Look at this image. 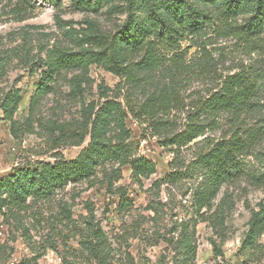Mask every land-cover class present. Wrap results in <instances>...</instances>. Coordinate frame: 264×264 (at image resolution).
Segmentation results:
<instances>
[{"label":"trees","instance_id":"1","mask_svg":"<svg viewBox=\"0 0 264 264\" xmlns=\"http://www.w3.org/2000/svg\"><path fill=\"white\" fill-rule=\"evenodd\" d=\"M47 1L58 7L62 0ZM77 4L82 8L108 4L109 9L124 12L126 18L118 30L107 32L94 19L64 21L57 16L56 22L72 46L56 43L51 48H44L41 51L44 53L37 57L26 41L21 53L17 51L16 55L32 68L41 69L31 100L32 108L63 71L79 70L72 81L80 91L89 79L91 64L118 76L121 80L119 90L123 93L120 91L112 99L103 93L107 99L98 108L94 101L84 105L83 118L87 124L83 139L89 134L90 140L75 158L38 160L19 165L0 178V212L6 220L11 216L24 236H29L30 232L22 225L21 214L24 211L34 203L52 199L58 190L70 183L90 180L97 167L107 161L119 164L109 175L110 187L119 179L121 166L126 164H130L132 176L139 184L143 178L157 172V164L153 160L135 154L132 132L126 119L132 115L143 123L150 122L157 132L168 127V121L161 115L181 104L180 82H185L194 72L192 67L203 72L209 65L187 62L185 52L181 50L183 41L189 40L192 45L206 51L202 40L214 31L212 28L217 22H220L222 32L233 34L245 42L248 52L259 51L261 46L254 44L264 38V0H78ZM28 6L27 0H23L19 8L14 9L20 19L29 15ZM76 24L85 27L77 28ZM10 62V56H0V85ZM161 69L167 70L165 82L153 84V72ZM149 85L151 89L148 90ZM216 88L192 103L194 111L190 113L184 129L167 131L163 136V146L173 150L176 158L170 170L154 181L153 186L159 189L166 183L182 188L184 180L192 182L188 191L193 216L175 223L166 234L156 233L164 240H171L174 250L182 254V261L175 264H187L195 256L197 245L194 237L198 221H209L214 226L224 223L232 200L225 194L217 204L214 203L224 184L247 178L264 186V67L255 63L242 66L238 71L221 77ZM1 92L0 89L1 109L5 118L14 123L22 99L20 90ZM139 95L143 98L137 102L135 97ZM223 118L228 126L225 135L218 139L204 137L198 140L209 126L219 125ZM82 140L77 143L81 144ZM190 144L203 146L194 152L191 161L178 164L181 149ZM253 157L261 163L260 168L251 166L250 158ZM174 163L177 164L173 166ZM119 190L118 210L122 211L131 203L124 189ZM85 206L91 215L86 221L89 231L79 243L82 254L74 251V255L66 254L62 256V264H116L112 244L102 226L95 222L91 203L86 202ZM149 208L155 215L162 210L153 204ZM67 217L72 220L71 212L68 211ZM248 225L244 244L252 245L264 233V201L258 203ZM178 227L181 229L175 237ZM48 247L56 249L53 244ZM46 249L32 250L31 256L13 264H38ZM125 255L127 264H134L131 253L125 252Z\"/></svg>","mask_w":264,"mask_h":264},{"label":"rangeland","instance_id":"2","mask_svg":"<svg viewBox=\"0 0 264 264\" xmlns=\"http://www.w3.org/2000/svg\"><path fill=\"white\" fill-rule=\"evenodd\" d=\"M22 1L0 0V56L11 57L0 89L3 94L19 89L22 95L14 123L5 118L0 99V178L19 165L38 160L75 158L90 140L89 134L83 139L87 124L83 118L84 105L94 101L98 108L107 99L103 93L106 92L112 99L121 91L118 76L97 64H91L89 79L83 83L80 91L72 81L79 70L63 71L32 108L31 100L41 69L32 68L16 55L17 51L21 53L25 42L28 41L30 51L37 57L44 53L41 52L44 48H51L56 43L72 46L56 22L57 16L64 21L94 19L105 31L113 32L121 27L126 14L109 9L108 4L82 8L77 4L78 0H62L56 7L47 0H27L29 15L20 19L14 9L19 8ZM75 26L85 27L80 24ZM212 29L214 31L202 40L206 51L203 47L192 45L189 40L182 43L181 50L185 52L187 62L209 65L203 72L198 67H192L194 72L191 70L193 73L187 80L182 84L180 82L181 104L161 115L168 121V127L157 132L150 122L143 123L132 115L126 119L132 132L135 154L153 160L157 164V172L143 178L139 184L132 176L130 164H126L121 166L119 179L110 187L109 175L119 164L107 161L97 167L96 174L90 180L70 183L58 190L52 199L34 203L24 211L21 214L22 225L29 228V236L23 235L11 216L6 220L0 212V245H3L0 247V264L16 263L23 257L31 256L32 250L40 251L45 247L46 253L38 264H62V256L74 255L73 251L81 255L79 243L89 231L86 221L91 215L86 202L91 203L95 222L102 226L112 244L116 264H127L125 252L131 253L134 264H175L182 261V254L174 250L172 241L164 240L156 233L166 234L175 223L193 216L188 191L192 182L184 180L182 188L166 183L159 189L153 186L154 181L170 170L176 158L173 150L163 146V136L167 131L177 132L186 127L190 113L194 111L192 103L215 89L221 83V77L254 63L264 67V38L254 44L261 46L259 51L248 52L245 42L221 31L220 22ZM165 71H154L152 83H164ZM106 88L108 91H105ZM147 89H151V86H147ZM142 98L141 95L135 97L137 102ZM224 123L225 118L220 120L219 125L209 126L205 135L198 140L204 137L221 138L228 131ZM79 140H82L81 144L77 143ZM201 146L190 144L183 147L178 164L191 161L194 152ZM250 159L251 166L256 169L261 167L256 158ZM120 188L127 193L131 203L122 211L118 210ZM225 194H228L232 204L226 211L224 223L221 226H214L209 221L196 223L194 243L197 250L187 264H264V233L252 245L244 244L249 230L248 220L258 203L264 201V186L247 178L224 184L214 203L217 204ZM150 204L162 209L159 215L149 208ZM68 211L72 214L71 221L67 217ZM180 229L178 227L175 237ZM50 244L56 249L48 247Z\"/></svg>","mask_w":264,"mask_h":264},{"label":"built area","instance_id":"3","mask_svg":"<svg viewBox=\"0 0 264 264\" xmlns=\"http://www.w3.org/2000/svg\"><path fill=\"white\" fill-rule=\"evenodd\" d=\"M12 264H13V262H12Z\"/></svg>","mask_w":264,"mask_h":264}]
</instances>
